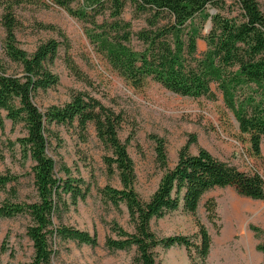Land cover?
Listing matches in <instances>:
<instances>
[{
	"label": "trees",
	"instance_id": "trees-1",
	"mask_svg": "<svg viewBox=\"0 0 264 264\" xmlns=\"http://www.w3.org/2000/svg\"><path fill=\"white\" fill-rule=\"evenodd\" d=\"M54 0L70 15L91 23L90 41L110 67L132 86L147 77L163 88L197 98L214 97L216 84L223 102L231 111L240 133L248 135L250 149L259 155L264 137V13L255 0ZM131 9V19L124 18ZM10 6L3 7L0 26L4 33L3 53L20 66L19 73H8L0 59V127L4 118L22 123L25 134L16 139L23 155L32 161L31 172L35 199L18 200L16 182L9 174L0 173V217L26 216L25 236L31 242L29 264H51L52 245L57 241L95 246V232L80 230L62 222L64 211L84 199L89 185L70 177V169L48 155L52 139L58 140L52 127L70 125L84 132L88 124L95 136L110 152L104 163L110 174L117 171L121 188L106 185L102 196L116 209L123 204L131 231L117 224L110 226L114 236L107 235L104 244L111 250L135 252V264H155L156 249L183 246L190 259L203 263L211 238L202 224L192 235L158 236L151 228L153 219L181 209L196 214L205 192L214 187H232L239 195L264 199V179L257 171L246 172L234 164L214 157L199 147L196 154L185 144L177 153L172 167H166L153 193L141 199L132 187L135 179L133 163L118 131L123 122L120 112L102 104L84 90H72L69 100L40 110L34 95L58 83L49 65L58 57L67 38L58 30L62 41L51 38L39 43L28 54L16 45L18 21ZM212 12H211V11ZM139 26L134 27L133 22ZM210 21L201 34L200 24ZM41 28L55 29L51 24ZM205 42V50L197 52V40ZM64 63L79 81L90 85L88 77L69 58ZM4 114V115H3ZM190 142H195L194 136ZM156 162L165 167L164 145L155 139ZM209 218H216V203H204ZM256 248L262 252L264 244Z\"/></svg>",
	"mask_w": 264,
	"mask_h": 264
},
{
	"label": "rangeland",
	"instance_id": "rangeland-1",
	"mask_svg": "<svg viewBox=\"0 0 264 264\" xmlns=\"http://www.w3.org/2000/svg\"><path fill=\"white\" fill-rule=\"evenodd\" d=\"M255 1L264 13V0ZM80 5L81 1L77 0L71 4L74 9ZM6 6L11 7L18 21L15 43L28 54L50 37L62 41L58 30L67 38V47L61 45L58 57L49 65L51 72L57 75L58 83L34 95V102L40 110L65 103L72 90L80 89L122 114L118 136L132 160L135 175L132 187L141 199L149 198L165 168L175 164L177 152L187 143L192 154L202 147L240 170L257 171L264 179V137L259 155L254 154L248 135L239 132L216 84L211 85L214 97L197 98L175 94L149 77L139 86H132L110 67L90 41L91 23L70 15L54 0H0V15ZM124 18L131 19V9H126ZM41 24H51L55 29L41 28ZM206 24H200L202 35L207 32ZM133 25L137 27L139 22L134 21ZM4 36L0 26V59L8 73H19L20 66L2 52ZM205 47V42L198 39L197 52L200 54ZM65 57H69L88 77L90 85L77 80L69 72ZM52 129L58 140L52 139L48 155L57 166L60 162L66 164L70 177L80 178L83 184L89 185L84 199L64 211L62 222L95 232L97 244L57 241L52 245L51 264H135L133 248L111 250L104 244L107 235L114 236L110 231L112 224L126 231L132 229L124 205L114 208L101 193L106 185L121 188L117 171L110 174L104 163V157L110 152L97 139L91 124L84 132L75 125H56ZM24 134L22 123L13 124L4 118L0 127V173L16 178V182L6 188L16 186L18 200L30 201L35 199L32 161L23 155L16 142ZM191 136L195 142H190ZM155 139L163 142L165 167L156 162ZM5 197L6 194L2 193L0 200ZM210 198L216 203V218H209L204 208ZM197 222L204 226L211 238L205 261L190 259L183 246H172L156 249L155 264H264L262 252L256 248L258 244H264V199L259 201L241 196L230 186L214 187L203 194L195 215L181 209L173 210L153 219L151 228L158 236L192 235L198 230ZM27 224L26 216L0 217V264L30 263L33 252L31 242L25 236Z\"/></svg>",
	"mask_w": 264,
	"mask_h": 264
},
{
	"label": "water",
	"instance_id": "water-1",
	"mask_svg": "<svg viewBox=\"0 0 264 264\" xmlns=\"http://www.w3.org/2000/svg\"><path fill=\"white\" fill-rule=\"evenodd\" d=\"M212 12V11H211ZM210 27V21H207V24H206V29L208 30Z\"/></svg>",
	"mask_w": 264,
	"mask_h": 264
}]
</instances>
